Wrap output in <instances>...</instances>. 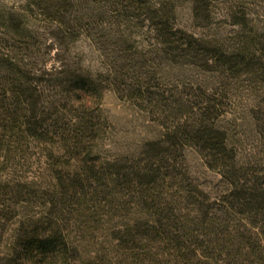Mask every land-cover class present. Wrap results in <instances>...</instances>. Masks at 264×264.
Listing matches in <instances>:
<instances>
[{
	"label": "rangeland",
	"instance_id": "obj_1",
	"mask_svg": "<svg viewBox=\"0 0 264 264\" xmlns=\"http://www.w3.org/2000/svg\"><path fill=\"white\" fill-rule=\"evenodd\" d=\"M111 1L53 0L59 12L42 15L26 0H0V51L32 77L62 68L59 82L41 85L40 104L51 124L47 141L18 135L21 163L2 165L1 172L40 191L53 183L54 170L72 175L81 163L145 162L163 150L171 152V170L182 179L173 190L190 188L204 205L218 203L227 184L214 161L197 147L177 144L171 130L183 122L187 129L198 122L211 126L238 165L263 167L264 79L171 52L154 24L166 14L173 31L229 57L241 40H264V0H213L208 16L194 13L190 0H150L139 10ZM74 14L87 19L74 22ZM78 76L94 91L69 90L66 84ZM42 202L33 199L32 210L39 212Z\"/></svg>",
	"mask_w": 264,
	"mask_h": 264
},
{
	"label": "trees",
	"instance_id": "obj_2",
	"mask_svg": "<svg viewBox=\"0 0 264 264\" xmlns=\"http://www.w3.org/2000/svg\"><path fill=\"white\" fill-rule=\"evenodd\" d=\"M26 1L39 14L59 12L53 0ZM190 1L194 13L208 16L213 0ZM118 2L139 10L150 0L111 1ZM83 18L72 15L74 22ZM156 19L154 28L171 52L264 79L262 38L241 40L226 57L216 46L173 31L168 15ZM4 26L24 36L8 21ZM61 73L29 76L19 60L0 51V264H264V166L238 165L225 139L201 122L188 129L177 123L171 139L204 152L226 182L219 202L209 207L190 188L173 190L182 179L171 170V152L163 150H153L145 162L81 163L72 175L54 170L53 183L40 191L5 179L2 165L13 167L23 158L18 135L47 141L51 124L40 104L41 85L56 84ZM66 85L76 94L95 88L80 76ZM36 197L43 198L39 212L31 207Z\"/></svg>",
	"mask_w": 264,
	"mask_h": 264
}]
</instances>
